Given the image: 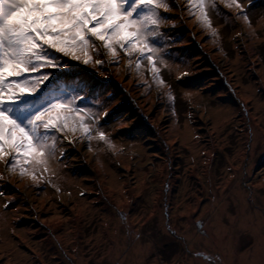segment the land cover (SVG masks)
<instances>
[{
	"label": "rangeland",
	"instance_id": "obj_1",
	"mask_svg": "<svg viewBox=\"0 0 264 264\" xmlns=\"http://www.w3.org/2000/svg\"><path fill=\"white\" fill-rule=\"evenodd\" d=\"M239 2L170 0L158 80L70 60L107 142L66 131L36 180L0 161V264H264V0Z\"/></svg>",
	"mask_w": 264,
	"mask_h": 264
},
{
	"label": "snow or ice",
	"instance_id": "obj_2",
	"mask_svg": "<svg viewBox=\"0 0 264 264\" xmlns=\"http://www.w3.org/2000/svg\"><path fill=\"white\" fill-rule=\"evenodd\" d=\"M224 2L248 20L239 0ZM253 2L248 0V6ZM187 3L189 14L198 10L199 21L210 26L208 8L215 7V0ZM161 9L170 11V0H0V161L8 170L19 167L21 176L36 180L35 168L49 171L66 131L79 130L90 141L96 130L107 142L83 104L90 86L81 81L63 88L59 80L72 75L70 60L88 65L94 53V63L102 65L101 55L115 59L120 52L129 57V67L133 55L137 69L147 60L158 80L157 59L165 58L161 25L168 19Z\"/></svg>",
	"mask_w": 264,
	"mask_h": 264
},
{
	"label": "bare ground",
	"instance_id": "obj_3",
	"mask_svg": "<svg viewBox=\"0 0 264 264\" xmlns=\"http://www.w3.org/2000/svg\"><path fill=\"white\" fill-rule=\"evenodd\" d=\"M137 248H139V247H137Z\"/></svg>",
	"mask_w": 264,
	"mask_h": 264
}]
</instances>
